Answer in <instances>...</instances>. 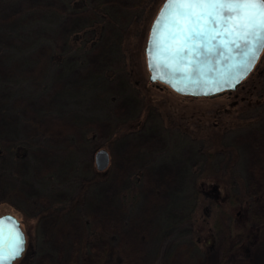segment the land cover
I'll return each instance as SVG.
<instances>
[{"label":"trees","instance_id":"1","mask_svg":"<svg viewBox=\"0 0 264 264\" xmlns=\"http://www.w3.org/2000/svg\"><path fill=\"white\" fill-rule=\"evenodd\" d=\"M163 2L0 0V118L12 125L16 121L15 116L27 112L24 123L30 126V133H24L18 139L6 140L0 134V159L6 157L11 161L12 157L23 160L28 156V159L37 158V162H41L44 158H39L40 154L52 153L45 151L48 149L45 143H62L66 151L80 146L79 141H75L76 132L72 133L67 127L86 121L82 118L66 121L57 114L53 106L57 102L56 97L65 92L75 96L81 92L88 94L89 91L106 90L112 80H119V76H122L121 83L126 88L134 86L135 78L144 76L139 64L142 39L144 44V36L146 34L147 37ZM121 11L128 14L126 21ZM263 56L264 51L257 65H261L258 70L262 72ZM257 72H252L234 91L218 94L232 95L227 109L212 101L202 109L177 107L176 113L171 115L184 134L185 143L192 146V160L185 164L183 191L174 194L177 203L175 200L171 202L173 205L153 233L159 237V252L166 239L170 238L162 255L178 251L179 264L187 260L214 264L212 254L225 239L232 243L234 256L242 259V264H255L256 254L264 248V223H256L254 219L257 210L264 215V158L259 168L262 188L250 192L235 172L238 150L225 140L233 121L231 113L264 100V92L258 97L252 96L261 79ZM60 83L65 87L63 91L56 92L55 88ZM120 87L118 92L122 93ZM243 90L245 94H241ZM107 91L108 101L119 94L110 89ZM239 92L240 95L237 94ZM182 97L209 100L215 96ZM152 106L148 95H145L138 116L120 126L136 129L146 120L147 113L156 117L157 111ZM91 134L87 131L80 135L82 144L90 142ZM97 148L94 146L92 157ZM68 167L76 169L71 164ZM68 167L60 169L64 174L61 172L51 178L64 185ZM5 169V166H0V177L11 174ZM107 169L103 172L93 169L88 179L75 176L78 188L73 195L61 204L43 207L34 216L27 217L40 227L42 238L36 244V238L28 233L26 251L17 264H32L42 253L46 244L43 240L47 232L45 220L55 224V231L65 230L62 241L70 243L65 264H116L119 261L124 264L119 253L112 254L108 260L105 242H114L115 237L84 207L86 193L104 178ZM142 170L140 167L137 169L130 187L121 192L120 200L127 209L133 207L139 196ZM3 202L6 201H0V204ZM72 220L78 222L76 240L71 237L69 222ZM174 233L178 238H171ZM157 259L150 263L156 264Z\"/></svg>","mask_w":264,"mask_h":264},{"label":"rangeland","instance_id":"2","mask_svg":"<svg viewBox=\"0 0 264 264\" xmlns=\"http://www.w3.org/2000/svg\"><path fill=\"white\" fill-rule=\"evenodd\" d=\"M121 13L126 21L128 14L123 11ZM148 34L147 37L146 34L144 36V44L142 39L139 56L144 76L135 78L134 86L126 88L124 83H121L122 76H119V80H112L106 90L89 91L88 94L81 92L75 96L65 92L56 97L57 102L53 106L57 114L66 121L78 118L86 121L83 122L85 124L67 127L72 133L76 132L75 141H79L80 146L66 151V148L61 146L62 143H45V148H48L45 151L50 150L52 153L40 154L39 158H44L41 162H37V158L28 159V156L23 160L12 157L11 161L5 159L6 157L0 159V166H5V170L11 172L0 177V201H6L0 204V215L10 214L16 217L26 239L28 233L36 238V244L42 238L40 227L35 226V222L27 217L34 216L43 207L61 204L73 195L78 188L75 176L90 178L95 169L94 154L99 149H104L110 158L108 169L104 178L86 193L84 207L91 217L100 219L103 226L115 237L114 242H105L108 260L112 258V254L119 253L124 264H151L150 262L157 258L156 264H179L178 251L162 255L170 238L166 239L159 252V237L153 233L154 229L160 227L164 214L173 205L171 202L175 200L174 203H177L174 194L183 191L185 164L192 160V146L185 143L184 134L177 128L171 115L176 113L177 107L202 109L212 101L227 109L232 95H217L209 100H191L176 95L160 83L150 84L144 53ZM257 65L253 72L260 71L258 69L261 65ZM257 73L261 79L252 96L258 97L264 92V71ZM64 87L65 84L60 83L55 91L61 92ZM119 87L122 93L118 92ZM109 89L119 93L113 95L111 101L107 100ZM244 92L245 90L241 94H245ZM237 94L240 95V92ZM145 95H148L153 103L152 107L157 111V116L153 117L154 114L147 113L146 120L136 129L120 126L138 116ZM38 106L40 107V104ZM26 113L15 116L14 126L0 118V134L6 140L18 139L23 137L24 133H30L29 124L24 123L27 119ZM231 118L233 121L227 129L225 140L238 150L235 172L250 192L259 191L262 188L259 168L264 158V100L245 109H235ZM87 131L92 132L91 140L88 144H82L80 135ZM96 145L98 148L92 157V150ZM70 164L76 169L69 168ZM67 167L69 170L64 185L51 178L61 172L64 174L60 169ZM139 167L143 168L138 184L140 193L133 207L127 209L125 204H122L120 195L130 187ZM254 219L256 223H264L262 211L257 210ZM44 223L47 232L43 240L46 244L32 264H65V255L70 249V243L62 241L66 235L63 233L65 230L55 231V224L51 221L45 220ZM69 225L73 233L71 237L76 240L78 222L72 220ZM176 237L178 238V234L174 233L171 238ZM211 261L214 264H242V259L234 256L232 243L228 239L214 251ZM116 264H121V261ZM184 264L200 263L187 260ZM255 264H264V248L256 254Z\"/></svg>","mask_w":264,"mask_h":264},{"label":"water","instance_id":"3","mask_svg":"<svg viewBox=\"0 0 264 264\" xmlns=\"http://www.w3.org/2000/svg\"><path fill=\"white\" fill-rule=\"evenodd\" d=\"M165 4L166 0L151 23L144 49L149 82L163 84L181 96L212 97L222 92L234 91L250 75L258 62L264 49V36L259 42L252 37H249L247 41L240 40L235 34L217 36L215 40H210L207 44V48L212 49L211 52L206 51L204 41L194 39L189 42L191 51L185 48L184 53L174 57L171 53L176 43L169 35L174 29H163L158 45H153L154 25ZM232 40H236L241 48H235L229 43ZM246 44L253 50L248 57L241 54V49ZM221 52L224 55H221ZM253 54H255L254 63L250 64V69L246 68L244 65L250 63ZM109 161V154L104 149H99L94 154L97 172L105 171ZM17 236L22 250L10 264H16L19 261L26 251L27 244L19 221L10 214L0 215V256L12 251L13 245L17 243Z\"/></svg>","mask_w":264,"mask_h":264},{"label":"snow or ice","instance_id":"4","mask_svg":"<svg viewBox=\"0 0 264 264\" xmlns=\"http://www.w3.org/2000/svg\"><path fill=\"white\" fill-rule=\"evenodd\" d=\"M166 28L174 29L169 33L176 43L171 53L174 57L184 53L185 48L191 51L189 42L194 39L204 41L207 52L212 51L207 48L208 42L225 34H235L244 41L252 37L259 42L264 36V0H166L165 7L154 25V46L158 45L160 33ZM229 43L235 48H241L236 40ZM252 52L247 44L241 49V54L245 57ZM221 55L224 53L221 52ZM254 60L255 54L252 55L250 63L244 66L250 69ZM16 240L12 251L0 256V264H10L19 255L22 249L18 236Z\"/></svg>","mask_w":264,"mask_h":264}]
</instances>
